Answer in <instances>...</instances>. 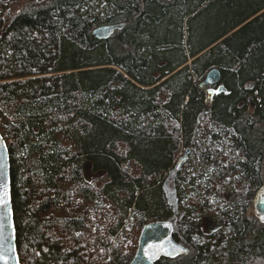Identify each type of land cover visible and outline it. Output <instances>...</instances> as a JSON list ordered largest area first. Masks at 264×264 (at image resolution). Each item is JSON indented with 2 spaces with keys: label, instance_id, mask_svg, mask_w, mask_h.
Listing matches in <instances>:
<instances>
[{
  "label": "trees",
  "instance_id": "16d2710c",
  "mask_svg": "<svg viewBox=\"0 0 264 264\" xmlns=\"http://www.w3.org/2000/svg\"><path fill=\"white\" fill-rule=\"evenodd\" d=\"M105 2L122 27L98 39L81 0H0L20 264H130L164 221L191 254L159 264H264V0ZM212 68L219 85L199 91Z\"/></svg>",
  "mask_w": 264,
  "mask_h": 264
},
{
  "label": "water",
  "instance_id": "95a60500",
  "mask_svg": "<svg viewBox=\"0 0 264 264\" xmlns=\"http://www.w3.org/2000/svg\"><path fill=\"white\" fill-rule=\"evenodd\" d=\"M121 25L102 26L93 31V35L98 39L108 38L115 30H120ZM220 83V71L212 68L206 72L203 80L197 84L199 91L213 92L214 87ZM209 88L210 90H208ZM223 90L221 86L218 91ZM189 150L186 149L176 163V169L187 159ZM170 174V173H169ZM253 214L255 218L264 222V184L255 192L253 201ZM163 223H151L143 227L141 232L137 252L130 264H147L149 259L164 254L168 251L169 245L166 240L159 241V233L164 231ZM173 247V246H172ZM177 254V250L171 251V256ZM0 264H20L16 250V235L13 222L11 206V185L9 154L6 143L0 135ZM152 261V260H151ZM150 261V262H151Z\"/></svg>",
  "mask_w": 264,
  "mask_h": 264
},
{
  "label": "flooded vegetation",
  "instance_id": "af4514ba",
  "mask_svg": "<svg viewBox=\"0 0 264 264\" xmlns=\"http://www.w3.org/2000/svg\"><path fill=\"white\" fill-rule=\"evenodd\" d=\"M81 1L82 4L86 3L85 0H81ZM103 2H105V0H103ZM104 13L105 15L103 17H96L98 19V26L96 27V29L102 26H108L106 25V23L109 20V18H112V9H110L108 12L105 11ZM172 175H174V173L169 174V176ZM174 212L177 213L176 210ZM159 223H163L164 225V226L162 225L163 227H165V224H167V227L164 228V231L159 233L158 240L161 242L166 240L167 244L169 245L168 251L158 256L157 258L154 259L153 257L150 258L147 264H159L160 261H173L181 257L190 255L191 254L190 247L187 242H183L182 239L180 238L175 223L170 221H164ZM200 223H201L200 224L201 233L207 236V235H211L214 232V230L217 228L218 222L212 218L204 216L201 218ZM210 223L213 224V227H210ZM174 250H177V254L171 256L170 255L171 251Z\"/></svg>",
  "mask_w": 264,
  "mask_h": 264
},
{
  "label": "rangeland",
  "instance_id": "374dc122",
  "mask_svg": "<svg viewBox=\"0 0 264 264\" xmlns=\"http://www.w3.org/2000/svg\"><path fill=\"white\" fill-rule=\"evenodd\" d=\"M86 3H83V5L85 6V8L90 11L91 13V17L92 18H95V17H103L105 15V11L108 12L110 10V8L105 5V2H103V0H85ZM17 9L19 10V8H16V11ZM191 64V59H188L187 63H186V66H190ZM206 73H204V75L199 78L197 81H196V85L201 81L203 80L204 76H205ZM206 92V91H205ZM183 151L179 153L178 157H181L183 155ZM207 172V171H206ZM172 174V173H171ZM170 177L171 176H168L167 177V183H169V180H170ZM190 196V195H189ZM127 223L129 224L128 227L125 229V227L120 231V234H119V237H121L122 239L126 236V232L127 231H133V228L132 226L135 224L132 216L128 219ZM126 223V225H127ZM210 227H213V224L210 223ZM125 229V230H124Z\"/></svg>",
  "mask_w": 264,
  "mask_h": 264
},
{
  "label": "snow or ice",
  "instance_id": "6c2138e0",
  "mask_svg": "<svg viewBox=\"0 0 264 264\" xmlns=\"http://www.w3.org/2000/svg\"><path fill=\"white\" fill-rule=\"evenodd\" d=\"M0 258H2V255H0Z\"/></svg>",
  "mask_w": 264,
  "mask_h": 264
}]
</instances>
